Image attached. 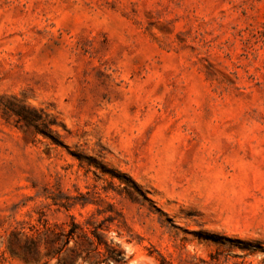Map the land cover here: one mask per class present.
I'll use <instances>...</instances> for the list:
<instances>
[{"label":"rangeland","instance_id":"rangeland-1","mask_svg":"<svg viewBox=\"0 0 264 264\" xmlns=\"http://www.w3.org/2000/svg\"><path fill=\"white\" fill-rule=\"evenodd\" d=\"M72 223L63 264H106L79 228L118 264H264V0H0V264Z\"/></svg>","mask_w":264,"mask_h":264},{"label":"trees","instance_id":"trees-1","mask_svg":"<svg viewBox=\"0 0 264 264\" xmlns=\"http://www.w3.org/2000/svg\"><path fill=\"white\" fill-rule=\"evenodd\" d=\"M72 228H70L67 232H65L60 226L54 225L53 227H46L45 231L39 235L42 236V239L44 240L45 245H51V248H57L55 252L50 254V258H56L57 262L56 264H63L61 263V260L59 259V256L61 254V251L65 246L69 243L70 239L75 238L76 234V228L78 229V226H76L74 223H72ZM81 233L78 235V237L83 238L89 248L86 251L85 257H83V261H91L88 259L90 252H93L96 256H104L107 254V257L103 259V261L108 264L109 260H112L114 263L118 264L121 260L122 252L119 251L115 246H113V242L108 244L105 240H103V237L101 234L96 233L95 231H92L93 237H95L96 240H93L91 237L88 236L87 232H85L82 228H79ZM12 239L15 242H18V236L22 235L25 238V243L23 246L20 247L21 253L24 257L33 258L36 259L38 256H40V241L37 239V237L34 236H28L26 234H21L19 232H12ZM66 237L67 240L63 242L62 245V238ZM12 241H10V246H7V248H11ZM47 248V246H45ZM104 247L105 253L101 252V248ZM102 261V260H101ZM92 264H98V262H91Z\"/></svg>","mask_w":264,"mask_h":264}]
</instances>
